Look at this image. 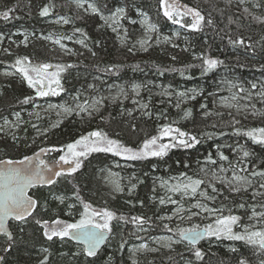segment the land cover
<instances>
[{
    "label": "trees",
    "instance_id": "16d2710c",
    "mask_svg": "<svg viewBox=\"0 0 264 264\" xmlns=\"http://www.w3.org/2000/svg\"><path fill=\"white\" fill-rule=\"evenodd\" d=\"M80 1L92 3L103 14H109L117 7L123 8V24L129 36L137 27L130 20L137 11L142 12L157 33H178L174 45L161 42L131 53L127 46H119L97 14L83 13L73 0H0V14L11 10L7 20L0 16V34L17 42L23 39L17 33L19 31L34 35L23 44L0 51V72H15L13 76L0 77V123L17 114L22 122L12 138L0 136V161L15 163L24 161L26 156L36 158L39 153L56 161L66 151L67 144L92 131H101L110 139L135 149L146 139L159 136L160 130L170 125L195 136L198 142L188 148L170 147L163 157L142 160L93 152L80 158L81 167L75 173L54 177V184L32 187L30 195L37 201V206L25 221L9 222L11 240L0 233V264H41L42 261L44 264H240L241 260L245 264H264V251L244 241L224 237H206L195 248L180 241L171 248L139 253L135 261L129 256L131 246L148 242L154 236L171 235L179 239L177 229H200L214 223L215 219L204 221L198 217L169 223L161 219L171 212L173 201L177 203L182 198L194 196L168 190L173 185L187 182L189 177L204 181L197 193L206 183L213 185L216 193L208 192L213 198V207L221 216H238L239 227L253 212H264V189L258 187L264 185V176L260 175L264 173V144L253 142L244 134L264 128V114L218 110L216 93L217 83L224 76L244 87H252L251 84L264 80V0H168L175 5L176 12H187L189 8L198 11L203 17L198 30L182 28L165 17L160 0ZM44 7L49 8V14L42 17L40 11ZM58 17L69 22L53 21ZM178 18L185 25L194 21L191 13ZM46 36L73 37L83 40L84 47L70 44L73 54L68 56L51 46L44 39ZM236 40H243V45L234 44ZM18 58H27L30 65H53L49 72L56 71V65L64 66L59 76V94L37 96L36 89L30 88L16 72L14 65ZM202 58L220 63L204 72ZM109 68L111 71H107ZM95 78L105 82L127 81L144 90L149 88V82L152 83V94L146 92L144 95L147 107L132 115L128 114V103L118 100L88 116H70L53 126L45 120L30 121L26 116L35 104L57 103L64 96L85 88ZM157 85L169 86L175 93H192L177 107L163 97L153 95ZM25 98H30L28 103H23ZM186 111L191 115L185 117ZM158 142L172 143L169 137ZM244 152L248 156L245 157ZM221 155L226 159L221 160ZM109 160L127 163L133 168L131 193L111 194L102 188L99 171ZM221 168L227 170L228 180L213 178V171L216 176H221L217 173ZM230 172L247 178L250 184L241 186L232 181L229 185ZM157 175L165 186L163 204L157 191H153ZM232 187L240 190L232 191ZM57 198L62 201L58 202ZM81 201L90 205L91 211H109L116 217L110 222L108 242L94 256H85L83 248L68 238L48 240L44 236V221L68 223L78 219V214L83 212ZM67 210L69 215L65 214ZM132 217H142L146 222L142 225L133 223ZM239 227L234 226L233 231L242 232ZM262 227L264 225L251 230ZM194 250L201 252V258L194 255Z\"/></svg>",
    "mask_w": 264,
    "mask_h": 264
},
{
    "label": "snow or ice",
    "instance_id": "6c2138e0",
    "mask_svg": "<svg viewBox=\"0 0 264 264\" xmlns=\"http://www.w3.org/2000/svg\"><path fill=\"white\" fill-rule=\"evenodd\" d=\"M78 6L83 7V4L80 3ZM160 6L164 10V16L169 20H172L174 23L179 24L180 27H188L191 30L199 29L203 17L198 11H194L189 8L187 9V12H176L175 5L168 3V0H160ZM88 9L92 13L99 14V10L93 4H88ZM9 11L3 12L0 16L7 20L9 18ZM122 13L123 9H120L119 14ZM188 13H191L194 17L193 23L189 25L181 24L178 17L187 15ZM48 14V7L41 9L40 15L42 17L47 16ZM119 14H113L111 17L101 18L104 19L105 23H108L109 26H112V24L117 22ZM68 22V20H64V23ZM209 23H211V21H209ZM77 31H79V29H77ZM0 39H2V37H0ZM25 39H27V37H25ZM55 42L59 43V41ZM78 42L81 44L84 43L83 40ZM143 43H146V41ZM233 43L243 45V40H236L233 41ZM202 59L204 72L214 69L217 64L220 63V61L215 59ZM14 67L16 72L20 73L23 79L27 81L28 86L36 89L37 96L44 97L49 94H59L57 91V89L60 88L59 76L60 73L64 71V66L56 65V71L49 72L48 69L52 68L53 65H30L27 63V58H18L15 61ZM107 71H111V69L109 68ZM46 84L47 87L45 86ZM37 85H39L38 88L36 87ZM52 85H55L56 87L53 88ZM231 87H237V85H232ZM252 87L255 88L256 85H253ZM133 90H136V86H133ZM239 91L243 92L244 89L240 88ZM121 93H123V89H121ZM184 95V93H177L178 97H183ZM260 95L264 96V92H261ZM236 98L235 94L230 97L231 100H235ZM29 99L30 98H25L23 103H28ZM112 99L115 100L116 97H113ZM228 99L229 98H225V106L231 107V105L227 103ZM100 103V100H93L90 107L93 110H98L96 106ZM85 104H87V101H85ZM176 106L179 107V103ZM61 107H63L65 113L75 111V109L71 107ZM142 107L146 108L147 105H142ZM201 107H203V105ZM76 108H79L81 112L88 111V108L85 107L84 104L77 103ZM18 115L19 114H17V116ZM189 115H191V113L186 111L185 117ZM5 123H7V121ZM244 134L250 137L253 142L264 144V128L253 129ZM164 137H169L172 143H159L158 141ZM197 142L198 141L195 136H191L188 133L171 127L170 125L163 127L160 130L159 136H153L150 139H146L141 146L135 149L120 144L116 140L110 139L101 131H92L88 133L87 136H82L74 143L66 145V151L63 155H60L59 162L56 164V168L60 170H55L49 167L43 160H39L35 168H33L30 166L32 164V158L28 156L24 158V161L15 162V164L19 166H13L14 162L11 160L0 161V232H4L3 225L6 218H10L15 221H25L28 217L32 216L33 210L37 206V201L26 194V190L29 187H34L37 184H54L56 182L54 177H59L64 173L69 175L75 173L81 167V157L86 158L93 152H104L120 156L126 160H142L149 157H163L167 154L170 147L183 146L188 148L192 147ZM55 150L56 149H53V151ZM41 151L43 152L45 150L41 149ZM244 156H248V153L244 152ZM220 159L224 160L226 157L221 155ZM25 161H27V163H25ZM65 165L68 167L64 168ZM221 171H223V169H221ZM46 173L47 175H45ZM212 175L214 179L221 180V178L217 177L215 173ZM253 175H256V173H253ZM260 175L264 176V173H260ZM232 181H235L241 186L250 184V181H248L247 178L237 175H233L232 180L228 181V184L231 185ZM203 183L204 181L201 179H192L189 177L187 178V182H181L173 185L168 190L172 192H181L185 196L189 193L195 195ZM261 187H264V185H261ZM114 188L116 191H119V184L115 183ZM231 190L239 191L240 188L232 187ZM213 191H216L214 187ZM199 195L205 199H209L204 192H200ZM81 203L83 204V212L80 214V219L76 223L64 224L62 221L56 220L53 222V226L49 228L48 222L44 221L42 225L44 228V236L48 240H52L53 237H59L60 239L68 238L81 241L84 244L83 254L85 256H94L96 254L97 246L105 239V233L111 231L110 222L116 217L109 211H91L90 205L84 204L83 201H81ZM160 203L163 204L164 200L161 199ZM173 203H175V201H173ZM193 207L201 209L205 212L215 211L208 209L200 203L193 205ZM241 207H243V205H241ZM193 215H195V213H193ZM257 215L264 220V212L259 214L253 212L252 218H256ZM119 219L122 220L123 217H120ZM239 219L240 218L238 216L234 215L218 216L215 218L213 224H209L202 230L197 227H193L191 229H177L179 240L172 242L179 243L180 241L187 240L191 245H193V248H195L196 242L205 237H215L216 239L224 237L230 240L244 241L246 244L258 247L261 251H264V227L260 230H249L248 226H244L242 232H234L233 227H239ZM131 220L133 223H138L140 225L146 222L142 217H132ZM36 222L38 224L41 223L39 220ZM164 227L168 228V225H165ZM251 227L255 228V225H252ZM9 240H11L10 235ZM140 247L144 248L146 245H141ZM45 251H47V249H45ZM233 251H235V249H233ZM194 255L199 259L202 254L199 250H194ZM41 264H44V261H42ZM240 264H245V262L241 260Z\"/></svg>",
    "mask_w": 264,
    "mask_h": 264
},
{
    "label": "rangeland",
    "instance_id": "374dc122",
    "mask_svg": "<svg viewBox=\"0 0 264 264\" xmlns=\"http://www.w3.org/2000/svg\"><path fill=\"white\" fill-rule=\"evenodd\" d=\"M74 5L83 13L85 14H95L92 13L88 9V4H92L90 2H84L80 0H73ZM82 3L83 7H79L78 5ZM123 9L121 7L115 8L111 13L109 14H103L99 11L98 18L104 23L105 29L111 34V36L117 40V43L119 46H123L128 48V51H131V53H134L136 50H145L149 46L158 45L159 43L163 42L166 44H173L174 40L176 39L178 33L175 31L172 34H159L156 31V28L154 25L150 22L149 18L142 12H136V16L131 19L130 21L132 23H136V31L131 34H128L127 28L123 24V18L125 16L124 10L122 14H119V10ZM113 14H119L118 20L115 24H112V26H109L108 23H105V20L101 17H111ZM66 20L65 18L58 17L53 19L55 22H64ZM111 23V22H109ZM152 26V27H150ZM20 35H22L23 39L17 42L15 39H12L10 37H6L5 35H1L2 39H0V51L8 50L11 47L14 48L19 44H23L27 41L29 36H34L32 32L28 31H19L17 32ZM129 36V37H128ZM27 37V39H25ZM44 39L51 44V46H56L61 51L65 52L68 56L73 54L70 44H77L79 46H83L84 44L79 43L78 41H81L79 39H75L73 37H49L46 36ZM55 41H59V43H56ZM146 43H143L145 42ZM143 43V46H142ZM132 50H131V49ZM15 72L11 70H4L0 72L1 76H13ZM34 75V74H33ZM232 85H237V87H231ZM251 85H256L255 88L249 86L244 87L241 86L239 83L235 82L233 78L224 76L219 83H217V95H218V102L217 107L218 110H222L224 112H232V113H246L249 111H254L256 113L264 114V96L260 95L261 92H264V80L260 81L259 83H253ZM133 86H136V90H133ZM149 88L147 90H144V88L140 85L131 84L127 81H110L105 82V80L102 79H91L85 88L78 89V92L75 94H69L63 97V99L57 103L52 102H45V103H38L35 104L31 111L26 112V116L30 121L35 120H45V123L50 125H57L62 120L69 118L70 116L75 117H82V116H88L89 114H92L96 111H99L103 106H109L110 104L120 101V102H127L129 111L128 114H136L140 112L144 107L142 105H146L145 101V94L151 93V86L152 83L149 82L148 84ZM240 88H243L244 91H239ZM121 89H123V93H121ZM192 92H186L183 97H178L177 93H175L171 87L169 86H160L157 85V89L155 92L153 91V95H158V97H163V99L167 100L168 103L177 105L178 103L181 104L185 101H187L190 98ZM235 94L236 99L231 100L230 97ZM116 97L115 100L112 98ZM77 98V99H74ZM225 98H229L227 100V103L231 105V107L225 106ZM93 100H100L101 103L96 106L98 110H93L90 105L92 104ZM85 101H87V104H85ZM84 104L85 107L88 108V111L81 112L79 108H76V104ZM52 106V107H50ZM71 107L75 109V111L71 113H65L63 110V107ZM79 113V114H77ZM7 121V123H5ZM20 119L17 115L12 116L11 118L5 119L2 123H0V136L3 135V137L12 138L13 135L16 133L18 126L21 124ZM40 131V130H36ZM38 134V132H36ZM42 133H45L44 130H42ZM37 154V153H36ZM44 154L39 153L36 158L32 157V164L31 167L35 168L36 164L39 160H43L45 164H47L49 167L56 169V164L59 162V159H56V161H52L50 158H44ZM63 155V154H62ZM33 156V155H32ZM27 163V161H25ZM15 164V163H14ZM19 166V165H15ZM68 166L65 165L64 168H67ZM133 168L130 167L127 163H121L117 161H111L109 160L106 166L99 171L101 176V186L106 191L110 192L111 194H120L123 192L131 193L133 191V179H134V172L132 170ZM223 169V168H221ZM218 170V174L221 176V180H228V176L226 175L227 170L223 169ZM233 171V170H231ZM216 172V171H215ZM214 171L212 173H215ZM47 175V173L45 174ZM233 172H230V177L232 179ZM230 179V180H231ZM187 180V179H186ZM229 180V181H230ZM118 183L120 190L116 191L114 188V184ZM155 187L153 191H157L158 199H163L165 197V186L163 182L161 181V178L157 175L155 178ZM209 183H206L201 190L192 198H182L180 199V202L172 203V210L170 213L163 215L162 220L169 223L170 221H183L191 217H198L204 221H210L211 219H215L220 215V212L218 209L214 208L213 198L208 193L209 191H213V185ZM259 188L262 190L264 187H261V185H258ZM215 188V187H214ZM131 189V191H130ZM216 189V188H215ZM217 191V189H216ZM216 191L214 193H216ZM200 192H204L209 199H205L199 195ZM264 193V192H263ZM58 202H61V198H57ZM200 203L201 205L207 207L208 209L215 210L214 212H205L201 209L194 208L193 205ZM70 209V206H69ZM99 212V211H96ZM195 213V215H193ZM67 215L70 214V212L67 210L65 213ZM80 214H78L79 218H74L72 222H63L64 224H71L76 223L80 219ZM259 214V213H257ZM71 217V216H70ZM253 214H250L245 223L242 224V226L239 227L240 230L243 231L244 226H248L249 230L253 229L251 226L255 225V227L264 225V220H262L258 215L256 218H252ZM56 221V220H55ZM49 228L53 226V222L48 223ZM179 239L175 238L171 235H158L152 237L148 242L139 243L136 245H133L129 249V256L132 258L133 261H135V257L137 254L142 252H152L156 251L161 248H171L173 244L172 241H177ZM141 245H146V247L141 248Z\"/></svg>",
    "mask_w": 264,
    "mask_h": 264
},
{
    "label": "water",
    "instance_id": "95a60500",
    "mask_svg": "<svg viewBox=\"0 0 264 264\" xmlns=\"http://www.w3.org/2000/svg\"><path fill=\"white\" fill-rule=\"evenodd\" d=\"M30 189H31V187H29V188L26 190V194H27L28 196H30V194H29ZM30 197H31V196H30ZM31 198H32V197H31ZM32 199H33V198H32ZM10 220H12V219H10V218H6V219L4 220V225H3V227H4V233L7 234V238H8V239H9V235L11 236V233H10L9 227H7V223H8ZM200 229L202 230V229H204V228H200ZM205 239H206V237L203 238V239H201V240H199V241H197L196 244H195V246L198 245L199 243H201V242H202L203 240H205ZM70 240L73 241L76 245H79V246L83 247V249H84V244H83V242L78 241V240H74V239H70ZM108 240H109V232H106V233H105V239H104V240H103V241L97 246V248H96V253H98V252L101 250V248H102L103 246H105V244L108 242ZM183 242H185V243L191 245L187 240H183ZM191 246H193V245H191Z\"/></svg>",
    "mask_w": 264,
    "mask_h": 264
},
{
    "label": "flooded vegetation",
    "instance_id": "af4514ba",
    "mask_svg": "<svg viewBox=\"0 0 264 264\" xmlns=\"http://www.w3.org/2000/svg\"><path fill=\"white\" fill-rule=\"evenodd\" d=\"M31 196V195H30ZM32 197V196H31ZM33 198V197H32ZM8 227V226H7ZM1 233V232H0Z\"/></svg>",
    "mask_w": 264,
    "mask_h": 264
},
{
    "label": "bare ground",
    "instance_id": "6f19581e",
    "mask_svg": "<svg viewBox=\"0 0 264 264\" xmlns=\"http://www.w3.org/2000/svg\"><path fill=\"white\" fill-rule=\"evenodd\" d=\"M8 239V238H7ZM9 240V239H8Z\"/></svg>",
    "mask_w": 264,
    "mask_h": 264
}]
</instances>
